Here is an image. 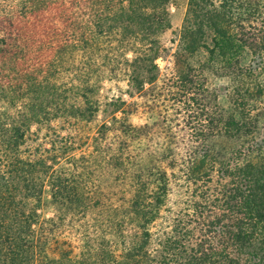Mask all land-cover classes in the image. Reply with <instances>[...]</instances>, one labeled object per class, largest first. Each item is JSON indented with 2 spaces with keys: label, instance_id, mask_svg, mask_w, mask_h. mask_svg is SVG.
<instances>
[{
  "label": "rangeland",
  "instance_id": "obj_1",
  "mask_svg": "<svg viewBox=\"0 0 264 264\" xmlns=\"http://www.w3.org/2000/svg\"><path fill=\"white\" fill-rule=\"evenodd\" d=\"M140 5L170 24L154 73L135 62L147 42L125 1L0 0V264H172L168 236L202 238L230 214L218 163L264 141V0ZM132 72L157 81L137 92ZM229 118L258 119L249 141ZM208 152L215 167L197 166Z\"/></svg>",
  "mask_w": 264,
  "mask_h": 264
},
{
  "label": "trees",
  "instance_id": "obj_2",
  "mask_svg": "<svg viewBox=\"0 0 264 264\" xmlns=\"http://www.w3.org/2000/svg\"><path fill=\"white\" fill-rule=\"evenodd\" d=\"M24 1H27L30 8H38L47 7L57 0ZM121 1L127 3L128 10L131 14L130 19H132V23L135 26L136 35H139V39L142 40L143 43L147 42V44H141L142 55L137 57L135 62L143 63L145 68H143L142 72L145 74L159 71L155 61L160 57L161 47L158 39L155 37L169 28L170 24L166 18L157 19L155 12L153 14L144 12L143 6V9H141L142 4L140 6L139 4L140 2H147L149 3V7H152L153 10L164 6L169 0ZM220 1L223 3H233L238 0ZM209 14L210 13H207V15ZM0 31L4 33L5 28L3 27ZM214 32H216L217 36H215L213 42L217 49H219L220 45L224 48L230 47L232 41H229L223 32H219V30L216 29ZM245 45V43L243 44V42H241V46L244 47ZM156 81L157 74H151L146 80L144 77L140 79L137 73L134 74V72H132L130 74V85L137 92H140L145 84H152ZM181 82L187 83L189 79L181 78ZM263 92L264 89L261 88L259 90V93H261L260 95H262ZM37 121L39 120L37 119ZM225 121L223 122V126L227 134L233 129L235 133L245 134L246 136L251 133L253 129H256L259 123L258 119H256L252 120L250 125L248 120H242V118L240 121H235L234 118H229L226 122ZM33 122H35L34 119L29 120V123ZM252 135L253 133L250 137V141H253L252 144H248L249 142L243 144V148H240L241 150L238 152L241 164L238 162V164L233 167L227 165L229 162L224 160L218 163L220 165L218 175L225 181L224 184H222L223 192L221 195L224 200L223 207L226 209L225 211L230 212V214H222L220 218H216V224H218L220 230L216 231L217 228H213L214 230L211 231L209 229V234L202 238H194L195 236L190 233L185 236L177 235V233L173 237L168 236L166 238V245L167 248L168 246L171 248V254L166 253L163 256L165 259H168V261H172V264H264V145H262L264 141L260 140L258 141L259 143H257L252 139L255 135ZM247 139L248 136L246 140ZM216 163V158L211 152L204 153L201 158L196 161L197 166L203 169L208 166L213 168ZM201 168L195 167L194 169L197 170L192 171V175L198 177L197 173ZM164 185L166 186V184H163L160 188L163 189L161 193L166 195ZM159 195L161 196L162 194ZM160 196L156 199L157 203L162 202V197ZM143 207V204L139 205L140 210H143ZM32 216H34V213H31L29 217L23 220L25 225L30 224ZM143 217L141 240L144 241V244L139 247V252L142 259L143 257L148 259L151 256L148 250H146L145 245L149 243L152 234H150L147 227L153 223V217ZM11 240L13 243L10 244L16 247L19 245L18 242H15L14 237H12ZM132 246L124 248L125 253L130 252L135 255L138 251ZM136 257H138V255Z\"/></svg>",
  "mask_w": 264,
  "mask_h": 264
}]
</instances>
